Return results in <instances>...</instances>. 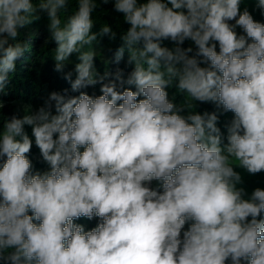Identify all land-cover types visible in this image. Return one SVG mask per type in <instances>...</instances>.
I'll return each instance as SVG.
<instances>
[{
    "label": "clouds",
    "instance_id": "obj_1",
    "mask_svg": "<svg viewBox=\"0 0 264 264\" xmlns=\"http://www.w3.org/2000/svg\"><path fill=\"white\" fill-rule=\"evenodd\" d=\"M242 2L99 0L127 25L115 56L134 65L125 79L96 69L94 42L117 36L93 31L97 0L72 11L70 0H0V96L39 13L55 71L79 60L63 77L78 95L0 111V264H264V188L249 194L236 170L264 173V23ZM256 7L264 15V0ZM196 102L233 114L226 142L218 112ZM33 144L46 171H33ZM82 217L99 223L85 230Z\"/></svg>",
    "mask_w": 264,
    "mask_h": 264
},
{
    "label": "trees",
    "instance_id": "obj_2",
    "mask_svg": "<svg viewBox=\"0 0 264 264\" xmlns=\"http://www.w3.org/2000/svg\"><path fill=\"white\" fill-rule=\"evenodd\" d=\"M98 9L93 14L96 20L93 28L94 32H99L100 27L103 24H108L112 27L113 31L117 33L115 40H109L108 37H98V41L94 42L93 48L98 52L95 60V66L97 71L103 75L105 72L114 73L117 68L123 69L125 79L127 74L133 69L134 65L127 64L128 52L125 50L123 59L119 63L115 62V56L117 50L122 46L120 35L127 25L122 23L120 18L121 14L116 13L113 10L112 4L99 6V0H97ZM75 9V0H70L69 10ZM40 19L34 21L31 25L24 29H21V35L18 37L20 41H27L29 48L25 52L24 56L17 61L16 70L11 74L10 80L5 88V93L0 96V99L4 101V108L2 111L6 117H11L15 114L14 110L18 103L34 106L36 100H41L43 103L47 99L48 95L55 91L63 93L65 89L69 90L70 95H78V93L71 92L70 83L65 80L64 74L72 71L73 79H75L74 68L79 60L78 54H73L67 62L63 72L55 71V42L50 39V33L47 30V16L45 13H39ZM63 18V17H62ZM164 46L173 47L170 42L165 41ZM193 47V53H195L194 46L190 41H186L184 47ZM127 87V85H125ZM99 85L94 88L83 89L90 95H99ZM173 89V90H172ZM169 98L173 99L176 103H183V100L176 92L175 87L170 88ZM194 103V102H193ZM204 113L205 111L211 113L217 111L219 115L218 127L221 128V132L225 137L227 136L226 125L230 123L233 114L223 113L221 114L216 106L212 103L201 104L196 102V108L192 111ZM4 117L0 116V120ZM159 183L154 182V188H158ZM264 218V216H262ZM77 223L79 222L76 221ZM81 224V223H80ZM96 224V223H95Z\"/></svg>",
    "mask_w": 264,
    "mask_h": 264
},
{
    "label": "rangeland",
    "instance_id": "obj_3",
    "mask_svg": "<svg viewBox=\"0 0 264 264\" xmlns=\"http://www.w3.org/2000/svg\"><path fill=\"white\" fill-rule=\"evenodd\" d=\"M244 8H247L249 10V12L253 15L255 20L264 23V15H261V11L256 7V0H243V2L241 3V10H243ZM232 23H234V21ZM237 31L241 32L240 29H237ZM180 96L184 103L183 95L180 94ZM188 100L190 101V97L188 98ZM42 105H43V102L41 100L40 101L36 100L34 102V106H30V105L23 104V103H18L17 106L15 107L14 115L22 117L25 114L26 108L31 107V109L34 111L35 109L39 108ZM26 131L28 132L29 135H31L30 127L26 126ZM29 158L32 160V163H33V171L43 172L48 169V165L42 160V157L40 156V153H39V149L35 146V144H33V148L30 153ZM236 170L241 173L242 178H243L242 186L245 187V189L247 190L249 194L256 187L264 188V173H260L255 176H252V175L247 174L242 169L238 168ZM154 182L155 181H153L151 184V187L153 188H154ZM78 223L79 224L81 223L85 227V230H91L93 227H95L99 223V218H93L92 220H88L87 218L82 217L79 219ZM186 228H187V225L185 226V229Z\"/></svg>",
    "mask_w": 264,
    "mask_h": 264
}]
</instances>
